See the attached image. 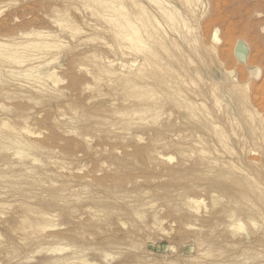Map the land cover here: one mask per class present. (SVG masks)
<instances>
[{
  "label": "rangeland",
  "instance_id": "rangeland-1",
  "mask_svg": "<svg viewBox=\"0 0 264 264\" xmlns=\"http://www.w3.org/2000/svg\"><path fill=\"white\" fill-rule=\"evenodd\" d=\"M159 1L0 0V264H264V0Z\"/></svg>",
  "mask_w": 264,
  "mask_h": 264
},
{
  "label": "bare ground",
  "instance_id": "bare-ground-1",
  "mask_svg": "<svg viewBox=\"0 0 264 264\" xmlns=\"http://www.w3.org/2000/svg\"><path fill=\"white\" fill-rule=\"evenodd\" d=\"M151 1V0H150ZM163 1V0H162ZM193 1V0H192ZM194 1H196L197 3L199 2V0H194ZM133 2H135V1H133ZM152 2H154V4L161 10V12L164 14V16L170 21V22H173L174 21V16H175V13L173 12L174 10H169V9H166V8H164L161 4H160V1L159 0H152ZM123 3V2H122ZM132 4H134V3H132ZM136 5V4H135ZM134 5V6H135ZM138 5V4H137ZM191 5H192V3H191ZM142 7V6H141ZM115 8V10L116 11H118V12H125V10H124V7L121 5V4H116V6L114 7ZM138 8V7H137ZM113 9V8H112ZM139 9V8H138ZM142 9V8H141ZM171 9V8H170ZM139 11H140V9H139ZM142 11V10H141ZM144 11V10H143ZM142 11V12H143ZM145 12V11H144ZM193 12V11H192ZM126 15V14H125ZM147 16V15H146ZM126 19V18H125ZM127 20V25H129L130 27H132L131 29H133L134 27H133V24H132V22L129 20V19H126ZM149 21V20H148ZM135 29V28H134ZM76 31V30H75ZM135 32V31H134ZM136 33H137V31H136ZM135 36H137V35H135ZM147 36H149L148 34H147ZM118 37V36H117ZM151 37V36H150ZM149 39H151V38H149ZM155 39V38H154ZM213 39L215 40V42L217 41V38H216V33L214 34V36H213ZM129 40H131L132 42H133V38H131V37H129ZM137 41H138V43L139 44H141V45H143V42L140 40V39H137ZM135 42V41H134ZM1 43V42H0ZM160 43V42H159ZM217 43V42H216ZM4 44H6V43H4ZM240 44V43H239ZM19 45V44H18ZM37 45H38V43H37ZM41 45H43V44H41ZM3 45H1V47H2ZM21 46H23V44L21 45ZM39 46H40V44H39ZM48 46V45H47ZM46 46V47H47ZM0 47V48H1ZM14 47H16V46H14ZM20 47V46H19ZM38 47V46H37ZM50 47V46H49ZM160 47V46H159ZM4 48V47H3ZM22 48V47H21ZM26 48H28V47H26ZM43 48V47H42ZM242 48V47H241ZM5 49V48H4ZM24 49V48H23ZM2 50V49H1ZM33 50V49H32ZM244 50V49H243ZM29 51V50H28ZM35 51V50H34ZM237 51V50H236ZM3 52V51H2ZM18 52V51H17ZM23 52V51H22ZM26 52H27V50H26ZM4 53V52H3ZM2 53V54H3ZM20 53V52H19ZM6 54V53H5ZM26 54V53H25ZM140 55V54H139ZM138 55V56H139ZM143 55V54H142ZM3 56V55H2ZM14 57V56H13ZM25 57V56H24ZM23 57V58H24ZM41 58V57H40ZM244 58V57H243ZM242 58V59H243ZM18 59H20V58H18ZM23 60V59H22ZM27 61V60H26ZM24 63V62H23ZM22 63V64H23ZM97 66V65H96ZM141 67V66H140ZM32 68V67H31ZM30 68V69H31ZM96 69V68H95ZM140 69V71H141V68H139ZM161 69V68H160ZM29 70V69H28ZM137 71V70H136ZM112 73V72H111ZM115 73V72H114ZM141 73H142V71H141ZM116 74V73H115ZM140 74V73H139ZM95 75V74H94ZM108 76H109V74H107ZM135 75H136V72H135ZM153 75V74H152ZM124 76V75H123ZM92 77V76H91ZM113 77H114V74H113ZM109 78V77H108ZM128 80V79H127ZM130 80V79H129ZM185 81V80H184ZM96 85V84H95ZM168 86V85H167ZM155 97V96H154ZM128 102V101H127ZM217 103L219 104V101H217ZM138 104V103H137ZM250 113V112H249ZM249 115V114H248ZM250 116V115H249ZM250 117H252V116H250ZM249 117V118H250ZM252 121H253V119H252ZM253 124H254V122H253ZM11 127V126H10ZM9 129V128H8ZM264 135V134H263ZM4 179V178H3ZM10 180V179H9ZM3 181V180H2ZM11 181V180H10ZM61 197V196H60ZM28 209V208H27ZM31 211V210H30ZM33 212V211H32ZM36 215V214H35ZM41 217V216H40ZM80 261V260H79ZM82 261V260H81ZM85 261V260H84Z\"/></svg>",
  "mask_w": 264,
  "mask_h": 264
}]
</instances>
